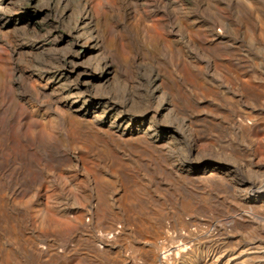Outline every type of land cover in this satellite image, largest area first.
<instances>
[{
	"label": "rangeland",
	"instance_id": "374dc122",
	"mask_svg": "<svg viewBox=\"0 0 264 264\" xmlns=\"http://www.w3.org/2000/svg\"><path fill=\"white\" fill-rule=\"evenodd\" d=\"M258 187L264 0H0V264H264Z\"/></svg>",
	"mask_w": 264,
	"mask_h": 264
},
{
	"label": "bare ground",
	"instance_id": "6f19581e",
	"mask_svg": "<svg viewBox=\"0 0 264 264\" xmlns=\"http://www.w3.org/2000/svg\"><path fill=\"white\" fill-rule=\"evenodd\" d=\"M255 193H258L255 197V199H259V200H262L264 202V187L261 188V187H258L256 190H255ZM254 196V195H253ZM254 199V198H253ZM259 202V201H258Z\"/></svg>",
	"mask_w": 264,
	"mask_h": 264
}]
</instances>
